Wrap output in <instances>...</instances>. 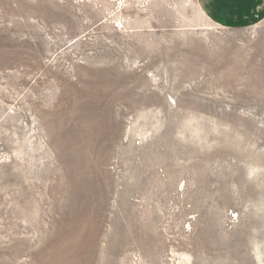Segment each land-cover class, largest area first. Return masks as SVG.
Segmentation results:
<instances>
[{
	"label": "rangeland",
	"instance_id": "1",
	"mask_svg": "<svg viewBox=\"0 0 264 264\" xmlns=\"http://www.w3.org/2000/svg\"><path fill=\"white\" fill-rule=\"evenodd\" d=\"M0 264H264V20L0 0Z\"/></svg>",
	"mask_w": 264,
	"mask_h": 264
},
{
	"label": "crops",
	"instance_id": "2",
	"mask_svg": "<svg viewBox=\"0 0 264 264\" xmlns=\"http://www.w3.org/2000/svg\"><path fill=\"white\" fill-rule=\"evenodd\" d=\"M206 18L225 29H249L264 20V0H197Z\"/></svg>",
	"mask_w": 264,
	"mask_h": 264
}]
</instances>
